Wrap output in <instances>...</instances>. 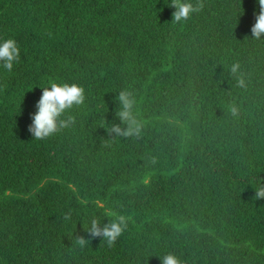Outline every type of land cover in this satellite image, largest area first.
Returning a JSON list of instances; mask_svg holds the SVG:
<instances>
[{
	"label": "trees",
	"instance_id": "16d2710c",
	"mask_svg": "<svg viewBox=\"0 0 264 264\" xmlns=\"http://www.w3.org/2000/svg\"><path fill=\"white\" fill-rule=\"evenodd\" d=\"M203 3L173 23L171 0H0V43L20 48L11 72L0 64V264H161L168 253L182 264H264L259 0ZM49 81L82 85L86 100L65 114L74 126L34 140ZM122 89L140 139L107 130L127 127ZM119 215L128 227L113 247L84 230Z\"/></svg>",
	"mask_w": 264,
	"mask_h": 264
},
{
	"label": "clouds",
	"instance_id": "9594fccd",
	"mask_svg": "<svg viewBox=\"0 0 264 264\" xmlns=\"http://www.w3.org/2000/svg\"><path fill=\"white\" fill-rule=\"evenodd\" d=\"M260 11L255 14L256 22L251 28L252 38L260 40L264 35V0H259ZM171 7L175 8L172 13L173 23L186 22L191 19L193 14L201 12L204 8L203 0H171ZM20 60V48L14 39H6L0 43V64L7 71L11 72L15 63ZM233 76L237 77V87H245V81L240 73L238 63L231 65L229 69ZM121 107L116 113L123 124L127 125L122 128L120 125H113L107 130L109 134H115L116 137L141 138L143 124L134 114L135 99L134 95L128 89H122L117 97ZM86 93L82 85L76 83H59L49 81V86L43 87L42 95L36 103L37 111L32 114V123L28 126L29 133L34 140H47L64 129L70 128L75 124V117L65 114L70 113L75 107H80L85 103ZM230 113L234 118L239 116V107L233 103L230 105ZM155 162V158H152ZM254 199H264V182H258ZM64 221L72 219V212L69 210L63 215ZM128 227V219L124 215H119L111 219L108 223L101 226L99 218L93 217L84 225V230L90 239L103 238L108 247H113L115 242L124 233ZM84 236H75V244L84 248L90 242ZM161 264H182L179 257L173 253H168L159 257Z\"/></svg>",
	"mask_w": 264,
	"mask_h": 264
}]
</instances>
